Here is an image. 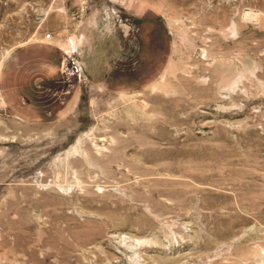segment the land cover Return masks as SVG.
I'll return each instance as SVG.
<instances>
[{
  "label": "rangeland",
  "instance_id": "obj_1",
  "mask_svg": "<svg viewBox=\"0 0 264 264\" xmlns=\"http://www.w3.org/2000/svg\"><path fill=\"white\" fill-rule=\"evenodd\" d=\"M0 264H264V0H0Z\"/></svg>",
  "mask_w": 264,
  "mask_h": 264
},
{
  "label": "built area",
  "instance_id": "obj_2",
  "mask_svg": "<svg viewBox=\"0 0 264 264\" xmlns=\"http://www.w3.org/2000/svg\"><path fill=\"white\" fill-rule=\"evenodd\" d=\"M50 36H51L50 33H48V34H47V38H50Z\"/></svg>",
  "mask_w": 264,
  "mask_h": 264
}]
</instances>
